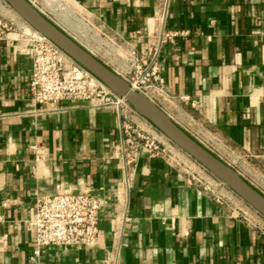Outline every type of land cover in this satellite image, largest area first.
Returning <instances> with one entry per match:
<instances>
[{
    "label": "crops",
    "instance_id": "crops-1",
    "mask_svg": "<svg viewBox=\"0 0 264 264\" xmlns=\"http://www.w3.org/2000/svg\"><path fill=\"white\" fill-rule=\"evenodd\" d=\"M64 1L114 52L59 26L119 73L131 55L156 65V102L264 193V0ZM0 17V264H264V213L227 183L218 200L167 155L139 148L126 161L125 122L192 161L148 116L86 98L33 102L28 22L7 0ZM85 187L105 199L97 240L32 257L39 197Z\"/></svg>",
    "mask_w": 264,
    "mask_h": 264
},
{
    "label": "built area",
    "instance_id": "built-area-1",
    "mask_svg": "<svg viewBox=\"0 0 264 264\" xmlns=\"http://www.w3.org/2000/svg\"><path fill=\"white\" fill-rule=\"evenodd\" d=\"M31 2L39 8L37 0ZM1 23L3 22L0 20ZM24 32L30 40L29 49L33 58L29 80L33 102L44 105L49 102L58 103L63 98H86L92 99L96 104L114 105L120 110L129 109L143 113L46 34L29 23ZM130 60V66L123 73H118L135 89L154 101L166 93L164 78L158 73L156 65L147 66V59H138L134 55L130 56ZM124 130L126 136L123 140V150L127 162L132 161L139 148H145L152 154L167 155L176 164H185L184 168L190 174V180L203 184L212 192L217 184H226L217 175H209L205 171L209 169L200 161L203 168L198 164V167L193 166L178 154L167 151L154 135L143 132L130 122L124 123ZM216 196L221 200V195ZM104 204L105 199L89 187L77 191L60 190L39 197L36 215L30 220L36 230V246L32 257L39 256L43 247L49 244H93L98 238L99 211Z\"/></svg>",
    "mask_w": 264,
    "mask_h": 264
},
{
    "label": "water",
    "instance_id": "water-1",
    "mask_svg": "<svg viewBox=\"0 0 264 264\" xmlns=\"http://www.w3.org/2000/svg\"><path fill=\"white\" fill-rule=\"evenodd\" d=\"M33 27L46 34L69 55L90 69L119 94L136 105L175 143L224 180L250 204L264 213V193L249 182L232 165L214 154L181 127L156 101L135 89L116 70L98 58L71 34L49 18L31 0H7Z\"/></svg>",
    "mask_w": 264,
    "mask_h": 264
},
{
    "label": "rangeland",
    "instance_id": "rangeland-1",
    "mask_svg": "<svg viewBox=\"0 0 264 264\" xmlns=\"http://www.w3.org/2000/svg\"><path fill=\"white\" fill-rule=\"evenodd\" d=\"M64 2V0H44L45 6L49 8V10H46L45 14L48 15L57 24L59 23L60 25H62L67 31H69L76 37L79 38V35L76 34V32H80L84 38L90 39V41L95 45H98L101 50H104L105 52H107V54H112L114 52V46L110 41L111 39L107 37L103 30L95 26L93 22L88 21V19L80 20L79 18H77V15L75 13H71L65 8ZM37 3L39 6L41 5V3H39V0ZM0 20L4 22L1 17ZM70 22L74 24L73 27L67 25ZM186 155L192 160L190 161V163L198 164L201 168H203L201 163H199V160H197L194 156L188 153H186ZM182 165L186 168L185 164ZM205 171L211 176H216L214 173H212L211 170ZM213 189V193L221 195L218 189Z\"/></svg>",
    "mask_w": 264,
    "mask_h": 264
}]
</instances>
